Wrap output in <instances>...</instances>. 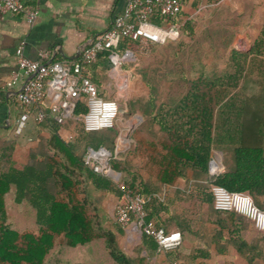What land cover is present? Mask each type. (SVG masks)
<instances>
[{
  "label": "rangeland",
  "instance_id": "obj_1",
  "mask_svg": "<svg viewBox=\"0 0 264 264\" xmlns=\"http://www.w3.org/2000/svg\"><path fill=\"white\" fill-rule=\"evenodd\" d=\"M212 3L198 13L183 15L177 41L149 47L147 52L126 61L117 74L109 72L101 81L115 97L112 99H118L122 111L115 128L100 134L104 135L112 156L129 159L141 179L156 172L148 141L158 144L161 137L165 138V128L170 123L177 128L171 126L173 130L169 132L184 141L209 174L210 192L213 186H221L215 183L224 178L227 184L240 188L239 180L232 183L237 173H259L260 178L264 174V167L257 169L249 155L236 150L240 147V128L252 126L254 115L263 124L260 146L264 156V42L259 40L264 19L255 16L262 1L210 0L208 5ZM226 39H230L229 45L222 48L219 41ZM170 94L175 96L169 98ZM150 123L152 130H147ZM76 129L77 145L84 154L86 145L81 141L78 124ZM149 131L155 138L145 135ZM121 139L125 143L119 145ZM217 156L220 167L211 172L210 162ZM187 170L190 168L186 167ZM185 186L189 188L185 195L190 202L199 197L192 182H185ZM136 188L142 189L139 183ZM14 194L13 190L6 196L9 225L20 233L37 235L34 209L26 203L15 204ZM154 198L158 200L156 194ZM184 212L192 214V210ZM89 213L93 214V210L89 209ZM113 215L119 226L115 208ZM76 263L118 264L101 240L69 247L63 237H56L44 264Z\"/></svg>",
  "mask_w": 264,
  "mask_h": 264
},
{
  "label": "trees",
  "instance_id": "obj_2",
  "mask_svg": "<svg viewBox=\"0 0 264 264\" xmlns=\"http://www.w3.org/2000/svg\"><path fill=\"white\" fill-rule=\"evenodd\" d=\"M208 3L210 0H207ZM201 5L200 0L192 2L186 15L192 14L197 7ZM184 14H179L173 17L160 18L154 16L152 22L158 26L178 25ZM180 27V26H179ZM181 30V28H180ZM260 41L264 42V22L261 26L259 34ZM230 39L219 41L222 48L229 45ZM127 47L126 44H121L118 52H122ZM97 63H102V70H111L112 65L108 58L107 52L99 54L96 63L85 68L84 73L93 82L98 80L93 74ZM94 67V68H93ZM95 79V80H94ZM175 96V95H174ZM173 94L169 98L174 97ZM180 96V95H178ZM87 107L85 101H79L74 109L73 116L77 117V122L80 130L81 141L89 146L92 150L97 151L106 143L104 135L95 133H87L83 129L81 117L86 113ZM52 118L47 111V116L41 123ZM53 119V118H52ZM54 123H58L53 119ZM252 126H242L237 139L240 153H246L250 159H253L257 169L264 167V156L260 142L262 122L259 117L252 116ZM151 123L147 130L151 129ZM150 127V128H149ZM143 126L140 128V131ZM58 128L55 127L49 138H41L38 148L30 151L28 162L22 168H16L9 159H2L0 162V264H44V260L48 253L54 248L56 237H63L65 243L69 247L83 246L91 241L105 238L106 247L110 251L112 258L119 264H143L139 260H132L124 256L116 247L113 235L108 232H102L98 227V215L94 203L89 199H80L79 194H86V184H93L100 189H112L118 196V203L123 204L124 198L122 193L114 186H110L111 179L98 175L92 172L83 161V157L76 155V144L64 141L57 134ZM139 130V129H138ZM152 130V129H151ZM142 132V131H141ZM145 132L146 136L154 137L153 133ZM140 133V132H136ZM152 133V134H151ZM159 143L155 144L152 140L148 141L151 144L150 159L156 168V182L162 186H172L175 182L184 176L186 167L193 171L190 180L193 182V187L197 190L210 189V177L207 171L203 169L198 156L185 145L184 141L175 139H166L161 137ZM235 150V151H236ZM263 156V157H262ZM262 158V159H261ZM111 170L120 174L119 181L128 185L131 189L140 193L145 199L144 193L137 189V174L133 171L132 162L125 156L116 159L114 156L109 161ZM251 176L250 172L234 175L232 183L239 180L242 183L240 188H235L226 183V178L217 180L215 184L223 186L229 192H249V196L254 204L261 210H264V174L260 178V174ZM230 180V179H228ZM12 186L15 189L14 203L21 204L27 202L35 211L38 234L20 233L12 228L7 221L6 212V196L10 192ZM157 189H155L149 202H145L144 210L147 221H156L158 226H163L160 219L157 217L158 200L154 198ZM184 203L189 202L190 198L183 194L178 197ZM193 201L209 203L207 210L211 217L218 219L220 227L224 228L222 220L229 219L234 223L240 224L243 228L245 223L241 216L234 212L217 211L213 207L212 194H205L203 198H194ZM164 202H161V204ZM211 204V205H210ZM89 209L93 210L90 215ZM97 221V222H96ZM120 226V225H119ZM241 230V231H242ZM170 233L169 231H165ZM150 246L156 248V243L145 236ZM233 249L232 257L233 264H264V235L247 243L243 238L236 237L227 242ZM221 252L219 246L216 248ZM173 252V251H172ZM172 263L181 264L178 261ZM85 264V263H76Z\"/></svg>",
  "mask_w": 264,
  "mask_h": 264
},
{
  "label": "crops",
  "instance_id": "obj_3",
  "mask_svg": "<svg viewBox=\"0 0 264 264\" xmlns=\"http://www.w3.org/2000/svg\"><path fill=\"white\" fill-rule=\"evenodd\" d=\"M260 1H262V5L256 11L255 16L263 20L264 0ZM190 4L184 5L182 14L186 13ZM35 6L38 8V16L33 25L28 24L21 15L0 12V162L2 159L8 158L16 168H22L27 164L30 151L38 148L41 138H49L55 127L58 128L59 137L66 142L76 144V155L83 157L85 152L91 149L86 146L84 154L79 151L77 145L79 133L76 129L79 121H77V117L69 119L61 125L55 124L52 118L42 125H35L32 116L20 135L14 133L15 123L21 112L17 96L25 80L17 66L16 48L23 42V52L26 58L38 60L39 53L47 52L49 56L45 63L58 62L69 65L79 58V48L85 41L110 28L114 18L121 13L124 0H37ZM101 67L102 63H97L92 71L98 79H94V83L98 87L99 95L104 99L115 98L101 84L103 77L109 76V72H112L111 70H102ZM14 73L19 74L15 82H13ZM57 98V96H45L43 108L47 111L57 101ZM172 124H168L169 127L165 128V130L167 129L165 138L168 140L175 139L169 129L173 130V128H177V125ZM100 132L94 133L101 135ZM122 143L125 141L119 140L118 144ZM108 146L106 142L100 148L109 151ZM219 167L220 157L217 156L210 162V170L215 172ZM192 172L187 170L184 176L172 186H160L156 182L155 175L148 174L142 179L137 177V183L142 188L144 197H147L145 202H149L151 192L157 189V217L163 225L161 227L170 233H181L182 243L173 252L159 253L155 247L150 246V241L146 240L145 236L137 237V235L127 233L120 226H116L113 213L119 201L112 189H100L91 183L86 184L87 192L79 194V198L89 199L94 203L98 215V227L102 232L111 233L118 250L132 260L140 259L143 264H171L173 261H178L181 264H233V249L227 245V242L238 236L250 243L254 239L260 238L262 234L258 233L252 223L242 216L240 219L245 223L244 231L240 224L229 219L222 220L225 225L222 228L220 227L221 221L211 217L207 211L209 203L200 201L184 203L180 200L178 197L189 191L185 182H189V184L192 182L190 180ZM119 177L120 174L113 171L110 186L116 188L115 182L119 181ZM13 190L15 191L12 186L8 194ZM195 191L199 196L198 199L203 198L205 194L210 193L211 195L210 189H195ZM161 202L164 203L161 204ZM22 203L29 205L25 201ZM189 210H192L193 215L190 213H187L189 216L186 215L184 211L188 212ZM152 219L156 224L154 218ZM97 240L104 242L106 247L105 238ZM218 246L222 249L221 252L217 251ZM260 263L263 264L262 261Z\"/></svg>",
  "mask_w": 264,
  "mask_h": 264
},
{
  "label": "built area",
  "instance_id": "obj_4",
  "mask_svg": "<svg viewBox=\"0 0 264 264\" xmlns=\"http://www.w3.org/2000/svg\"><path fill=\"white\" fill-rule=\"evenodd\" d=\"M37 0H0V12L21 15L28 24L33 25L38 16ZM195 0H124V7L110 28L85 41L79 48V58L69 65L45 63L47 52L39 53L38 60H30L24 55V43L15 50L19 73L25 78L17 96L21 112L16 120L14 133L20 135L33 116L35 123H41L47 111L58 124L73 119L74 109L79 101H85L87 111L81 117L83 129L87 133L114 129L121 114L120 105L115 99L100 97L97 85L85 75L86 67L96 63L99 54L108 53L111 72H119L126 61L133 60L137 54L148 51L149 47L162 46L177 41L181 37L178 25L158 26L152 22L154 16L167 18L182 13L184 5ZM195 11L198 13L208 5L207 0ZM205 4V5H203ZM121 44L127 47L120 53ZM18 73L13 74V82ZM57 96V101L46 111L43 108L45 96ZM112 154L100 148L88 149L83 155L84 164L94 173L111 179L113 171L109 166ZM116 188L122 193L123 204L115 207L117 223L127 233L146 236L156 243L157 252L176 250L182 243L180 232L166 233L153 221L146 220L145 200L137 191L121 181ZM213 207L217 211L234 212L248 219L254 229L264 235V210L259 209L248 194L229 192L221 186L211 188ZM177 264V263H172Z\"/></svg>",
  "mask_w": 264,
  "mask_h": 264
},
{
  "label": "water",
  "instance_id": "obj_5",
  "mask_svg": "<svg viewBox=\"0 0 264 264\" xmlns=\"http://www.w3.org/2000/svg\"><path fill=\"white\" fill-rule=\"evenodd\" d=\"M122 111V110H121Z\"/></svg>",
  "mask_w": 264,
  "mask_h": 264
}]
</instances>
